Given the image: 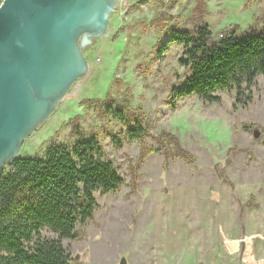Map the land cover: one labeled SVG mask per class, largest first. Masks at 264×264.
<instances>
[{
    "label": "rangeland",
    "instance_id": "obj_1",
    "mask_svg": "<svg viewBox=\"0 0 264 264\" xmlns=\"http://www.w3.org/2000/svg\"><path fill=\"white\" fill-rule=\"evenodd\" d=\"M195 1L119 4L106 35L84 50L85 78L21 148V157H39L51 142L71 141L69 125L78 117L85 134L100 137L124 179L115 194L95 195L98 208L81 229L83 239L63 241L71 258L78 257L75 264H119L121 258L127 264H264V80L257 77L250 100L236 108L235 94L223 91L217 93L218 104L190 97L173 109L168 91L185 74L177 64L181 49L171 45L155 57L158 41L167 38L149 22L163 12L182 31L191 30L199 19ZM203 2L200 21L215 34L232 27L245 32L264 17V0ZM106 96L143 110L152 123L145 146L171 134L194 161H165L151 153L137 166L142 147L126 141L114 148L102 131L117 127L91 112L89 103ZM132 174L137 180L130 185ZM43 236L54 238L49 232Z\"/></svg>",
    "mask_w": 264,
    "mask_h": 264
},
{
    "label": "trees",
    "instance_id": "obj_2",
    "mask_svg": "<svg viewBox=\"0 0 264 264\" xmlns=\"http://www.w3.org/2000/svg\"><path fill=\"white\" fill-rule=\"evenodd\" d=\"M205 9L203 0L195 1L193 14L199 22L191 30L182 31L174 17L163 12L149 22L154 32L167 38L163 44L158 41L155 57L171 45L181 49L177 64L185 74L168 91L173 109L190 97L204 105L218 104L217 93L223 91L235 94L236 108L250 100L257 77L264 80V17L255 19L245 32L232 27L215 34L200 21ZM130 105L109 96L89 103L96 120L117 127L113 133L110 128L102 131L114 148L126 141L138 143L142 151L137 166L151 153L165 161H194L171 134L163 133L154 140L155 146H145L152 123L143 110ZM79 122L76 117L69 125L71 141L51 142L41 156H19L0 169V264H75L63 241L83 239L81 229L92 222L98 208L97 193L115 194L123 187L124 179L107 158L100 137L85 134ZM135 176L131 175L130 185ZM43 232L54 238L44 237Z\"/></svg>",
    "mask_w": 264,
    "mask_h": 264
},
{
    "label": "water",
    "instance_id": "obj_3",
    "mask_svg": "<svg viewBox=\"0 0 264 264\" xmlns=\"http://www.w3.org/2000/svg\"><path fill=\"white\" fill-rule=\"evenodd\" d=\"M116 10V0L0 3V169L85 78L84 50L106 35Z\"/></svg>",
    "mask_w": 264,
    "mask_h": 264
},
{
    "label": "built area",
    "instance_id": "obj_4",
    "mask_svg": "<svg viewBox=\"0 0 264 264\" xmlns=\"http://www.w3.org/2000/svg\"><path fill=\"white\" fill-rule=\"evenodd\" d=\"M3 0H0V3L2 2ZM116 2H117V6L119 5V4H122L123 2H124V0H116Z\"/></svg>",
    "mask_w": 264,
    "mask_h": 264
}]
</instances>
